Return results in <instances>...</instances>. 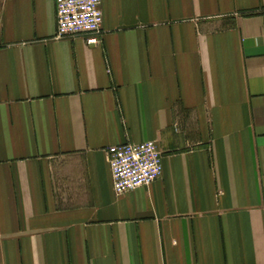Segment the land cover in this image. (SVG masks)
<instances>
[{
	"label": "crops",
	"instance_id": "0c3cea01",
	"mask_svg": "<svg viewBox=\"0 0 264 264\" xmlns=\"http://www.w3.org/2000/svg\"><path fill=\"white\" fill-rule=\"evenodd\" d=\"M0 0V264H264V0ZM155 141L123 194L107 149Z\"/></svg>",
	"mask_w": 264,
	"mask_h": 264
},
{
	"label": "built area",
	"instance_id": "2783aa9c",
	"mask_svg": "<svg viewBox=\"0 0 264 264\" xmlns=\"http://www.w3.org/2000/svg\"><path fill=\"white\" fill-rule=\"evenodd\" d=\"M102 3L103 0H55L57 36L85 34L89 45L99 44ZM107 152L117 194L148 185L163 173V155L155 141L112 145Z\"/></svg>",
	"mask_w": 264,
	"mask_h": 264
}]
</instances>
